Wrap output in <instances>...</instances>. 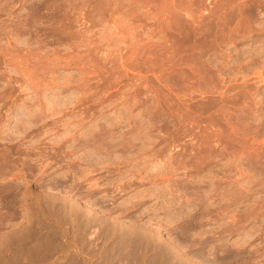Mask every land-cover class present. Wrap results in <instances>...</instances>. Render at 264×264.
<instances>
[{
  "label": "rangeland",
  "instance_id": "1",
  "mask_svg": "<svg viewBox=\"0 0 264 264\" xmlns=\"http://www.w3.org/2000/svg\"><path fill=\"white\" fill-rule=\"evenodd\" d=\"M141 263L264 264V0H0V264Z\"/></svg>",
  "mask_w": 264,
  "mask_h": 264
},
{
  "label": "bare ground",
  "instance_id": "2",
  "mask_svg": "<svg viewBox=\"0 0 264 264\" xmlns=\"http://www.w3.org/2000/svg\"><path fill=\"white\" fill-rule=\"evenodd\" d=\"M66 213V212H65ZM74 215V214H73ZM68 216V215H67ZM83 217V216H82ZM72 218V217H71ZM80 221V220H79ZM93 221V220H92ZM78 222V221H77ZM76 222V223H77ZM81 224V223H80ZM92 225V224H91ZM96 225H97V223H96ZM61 250V249H60ZM168 256V255H167ZM106 258H107V256H106ZM118 259V258H117ZM114 260V259H113ZM158 260V259H157ZM156 261V260H155ZM140 262V261H139ZM142 264V263H141Z\"/></svg>",
  "mask_w": 264,
  "mask_h": 264
}]
</instances>
